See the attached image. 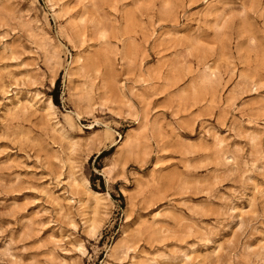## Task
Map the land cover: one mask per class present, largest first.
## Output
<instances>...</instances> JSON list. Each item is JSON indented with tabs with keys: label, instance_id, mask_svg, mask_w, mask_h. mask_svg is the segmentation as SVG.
I'll return each mask as SVG.
<instances>
[{
	"label": "rangeland",
	"instance_id": "rangeland-1",
	"mask_svg": "<svg viewBox=\"0 0 264 264\" xmlns=\"http://www.w3.org/2000/svg\"><path fill=\"white\" fill-rule=\"evenodd\" d=\"M0 264H264V0H0Z\"/></svg>",
	"mask_w": 264,
	"mask_h": 264
},
{
	"label": "trees",
	"instance_id": "trees-1",
	"mask_svg": "<svg viewBox=\"0 0 264 264\" xmlns=\"http://www.w3.org/2000/svg\"><path fill=\"white\" fill-rule=\"evenodd\" d=\"M58 82H59V80L57 81V84H56V86H55L53 92L51 93V95L53 96V99H54V101H55L56 103H59L58 93H55L56 90H59V88H58ZM56 92H57V91H56Z\"/></svg>",
	"mask_w": 264,
	"mask_h": 264
},
{
	"label": "bare ground",
	"instance_id": "bare-ground-1",
	"mask_svg": "<svg viewBox=\"0 0 264 264\" xmlns=\"http://www.w3.org/2000/svg\"><path fill=\"white\" fill-rule=\"evenodd\" d=\"M94 192H98V191H94ZM99 194V193H98Z\"/></svg>",
	"mask_w": 264,
	"mask_h": 264
}]
</instances>
